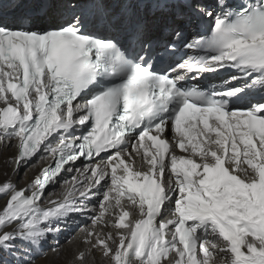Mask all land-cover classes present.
<instances>
[{
	"label": "snow or ice",
	"instance_id": "6c2138e0",
	"mask_svg": "<svg viewBox=\"0 0 264 264\" xmlns=\"http://www.w3.org/2000/svg\"><path fill=\"white\" fill-rule=\"evenodd\" d=\"M0 264H264V0H0Z\"/></svg>",
	"mask_w": 264,
	"mask_h": 264
},
{
	"label": "bare ground",
	"instance_id": "6f19581e",
	"mask_svg": "<svg viewBox=\"0 0 264 264\" xmlns=\"http://www.w3.org/2000/svg\"><path fill=\"white\" fill-rule=\"evenodd\" d=\"M42 18V17H41ZM45 18L43 17V19H41V22L44 20ZM36 171H38L37 169H33V170H29V172H28V175L29 176H33V175H35V173H36ZM21 179L23 180L24 179V173L23 172H21Z\"/></svg>",
	"mask_w": 264,
	"mask_h": 264
},
{
	"label": "rangeland",
	"instance_id": "374dc122",
	"mask_svg": "<svg viewBox=\"0 0 264 264\" xmlns=\"http://www.w3.org/2000/svg\"><path fill=\"white\" fill-rule=\"evenodd\" d=\"M22 178V177H21Z\"/></svg>",
	"mask_w": 264,
	"mask_h": 264
}]
</instances>
